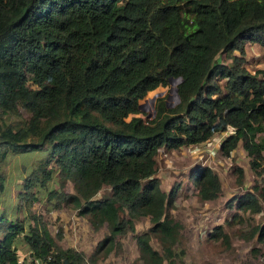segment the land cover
Segmentation results:
<instances>
[{
	"label": "trees",
	"instance_id": "16d2710c",
	"mask_svg": "<svg viewBox=\"0 0 264 264\" xmlns=\"http://www.w3.org/2000/svg\"><path fill=\"white\" fill-rule=\"evenodd\" d=\"M245 40L264 47V0H0V190L9 152L46 148L19 184L26 229L0 211V264H91L127 230L143 264H174V245L182 243L170 210L178 184L161 188L158 148L194 144L229 126L221 154L239 139L250 168L264 172V68L250 72L242 55L230 53L243 52ZM219 52L230 53V61L218 60ZM169 76L179 77L178 100L166 105L164 93L157 95L152 116L142 118L139 99ZM235 170L239 182L242 167ZM53 173L56 187L45 191L52 205L64 201L93 228H107L88 255L57 243L58 228L51 233L29 210ZM189 177L201 198L221 190L207 164L191 167ZM67 180L72 191L63 189ZM233 197L235 208L258 211L264 180ZM140 215L150 224L134 232ZM251 231L264 240V222ZM19 234L31 258H18ZM207 234L227 241L221 224Z\"/></svg>",
	"mask_w": 264,
	"mask_h": 264
},
{
	"label": "rangeland",
	"instance_id": "374dc122",
	"mask_svg": "<svg viewBox=\"0 0 264 264\" xmlns=\"http://www.w3.org/2000/svg\"><path fill=\"white\" fill-rule=\"evenodd\" d=\"M241 46L243 52L238 49L230 52L242 55L241 65L250 72L264 68L262 59L264 47L255 41L248 40L243 41ZM230 53L219 52L216 57L221 62H227L231 59ZM26 80L29 86H34L28 79ZM218 81L222 83L224 78ZM175 83L176 80L166 85L163 90L164 95L168 87L174 86ZM170 94L168 101L174 102V95L172 92ZM148 101L145 102V110L152 109ZM20 112L27 116L21 108ZM220 135L222 136V133ZM218 138L219 136L210 137L207 141L182 145L174 149L159 147L155 155L154 174L161 188L167 190L170 185L178 184L177 195L170 210L173 217L181 223L182 243L174 245V264H264V240H257L256 233L251 231L253 225L264 222V201H261L258 211L247 208L237 209L233 205L235 203L233 195L238 196L245 191V187L246 190L250 189L253 182L260 183L264 180V172L257 173L256 170H250L248 158L245 160L237 148L229 155H222L220 150L219 152L214 150V143ZM45 150L46 148L41 151L9 152L3 161L5 178L4 188L0 190V211L4 212L8 218L16 216L21 219L24 222V229L30 219L17 195L21 190L19 184L23 172L29 169ZM197 164H207L222 176L220 180L223 186L214 199L203 200L197 195L196 188L189 177L190 168ZM236 165H242L246 169L244 173L242 168L239 182L236 181ZM52 187H56L54 173L44 188L36 190V198L32 201L29 210L40 213L47 220L51 233L58 228L60 237L53 236L57 243L63 247L80 249L88 255L95 242L106 233V226L102 224L93 228L86 216L77 214L76 209L64 201H60L56 206L52 205L53 200H48L45 195L46 189ZM63 189L72 191L71 182L67 180ZM104 190L106 188L100 189V191ZM228 202L232 205L227 206ZM234 211L238 213V218L232 215ZM217 223L221 224L223 231L227 234V241L208 237L207 232ZM149 224L147 216L135 218L134 232L145 230ZM132 233L127 230L123 234L116 235L118 243H115L108 251L100 248L96 252L95 261L91 264H143L137 256L138 247ZM15 239L18 255L24 258L30 256L22 235H17ZM150 243L154 248L159 249L155 238H150ZM161 264H166L165 260H162Z\"/></svg>",
	"mask_w": 264,
	"mask_h": 264
},
{
	"label": "water",
	"instance_id": "95a60500",
	"mask_svg": "<svg viewBox=\"0 0 264 264\" xmlns=\"http://www.w3.org/2000/svg\"><path fill=\"white\" fill-rule=\"evenodd\" d=\"M178 78L179 77H171V76H169L168 77V83H170L171 81H175ZM166 85H156L152 89L146 91L144 93V95L139 99L138 106H139V109L145 110L146 109L145 102H146V100H149L148 102H149L150 106H152V109L151 110H145L144 114H142L141 112H138L137 114L142 115V118L150 117L153 114V112H154V109H153L154 97L157 96V95H161L163 93V90L166 87ZM170 92H172L173 95H174V102H176L178 100V94L176 92L175 85L174 86H169L168 87V91H167V93L165 95V104L166 105H172L174 103L172 101H168V98L171 96Z\"/></svg>",
	"mask_w": 264,
	"mask_h": 264
},
{
	"label": "crops",
	"instance_id": "0c3cea01",
	"mask_svg": "<svg viewBox=\"0 0 264 264\" xmlns=\"http://www.w3.org/2000/svg\"><path fill=\"white\" fill-rule=\"evenodd\" d=\"M231 131V127H229V126H227L224 130H221V131H216V132H214L210 137H215V136H219V138H218V140L216 141V143H214L215 144V146H214V150H217L218 152H219V147H218V144H219V140L221 139V138H223L228 132H230ZM222 133V136L220 135ZM210 137H208V138H206V139H204V140H202V141H200V142H203V141H207V140H209L210 139ZM200 142H197V143H200ZM197 143H194V144H197ZM189 145V144H188ZM182 146V145H181ZM177 148V147H176ZM235 148H237L238 149V152L242 155V156H244V158H245V160L248 158V156H247V154H246V152H245V150L243 149V147H242V145H241V142H240V140L238 139L237 140V143H236V146H234V148H232L231 150H230V152L231 151H233ZM172 149H174V148H172ZM247 162V161H246ZM237 164H240V163H237ZM242 164V163H241ZM245 164V163H244ZM249 165V164H248ZM247 165V166H248ZM242 166V165H241ZM249 167V169L250 170H252L251 168H250V166H248ZM242 168H243V172L245 173L246 172V169L242 166ZM218 175H219V177H220V179L222 178V176L218 173ZM222 186H223V183H222V181H221V188H222ZM181 187V186H180ZM180 187H179V189H180ZM3 188H4V185H3ZM2 188V189H3ZM245 190H246V187H245ZM221 191V190H220ZM197 195L199 196V194L197 193ZM219 195V193L217 194V196ZM216 196V197H217ZM200 197V196H199ZM201 198V197H200ZM215 198V197H214ZM214 198H202L203 200H211V199H214ZM141 217H144V216H147V215H140ZM148 217V216H147ZM11 218V217H10ZM135 220V218L133 219V221ZM28 249V248H27ZM16 252H17V248H16ZM18 254V253H17ZM23 257V256H22ZM22 257H20L19 255H18V258H22Z\"/></svg>",
	"mask_w": 264,
	"mask_h": 264
},
{
	"label": "built area",
	"instance_id": "2783aa9c",
	"mask_svg": "<svg viewBox=\"0 0 264 264\" xmlns=\"http://www.w3.org/2000/svg\"><path fill=\"white\" fill-rule=\"evenodd\" d=\"M27 264H68V263H66L65 260H63L61 262H49L48 258L46 260L39 259V258H33V260L32 261H28Z\"/></svg>",
	"mask_w": 264,
	"mask_h": 264
}]
</instances>
